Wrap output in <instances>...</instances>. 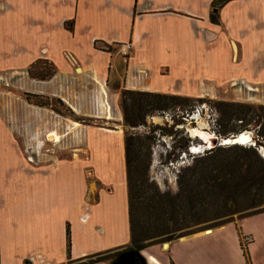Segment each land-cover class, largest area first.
Here are the masks:
<instances>
[{
	"label": "crops",
	"instance_id": "0c3cea01",
	"mask_svg": "<svg viewBox=\"0 0 264 264\" xmlns=\"http://www.w3.org/2000/svg\"><path fill=\"white\" fill-rule=\"evenodd\" d=\"M211 2L0 0V264H80L128 247L119 90L264 105V0L229 1L216 23ZM37 60L49 79L28 76ZM193 120L163 123L203 149ZM239 233L250 264H264V211L140 253L146 264H244Z\"/></svg>",
	"mask_w": 264,
	"mask_h": 264
},
{
	"label": "trees",
	"instance_id": "16d2710c",
	"mask_svg": "<svg viewBox=\"0 0 264 264\" xmlns=\"http://www.w3.org/2000/svg\"><path fill=\"white\" fill-rule=\"evenodd\" d=\"M229 1L232 0H212L210 8L213 12L209 14L211 23H216L217 9ZM27 74L31 79L44 81L53 75V67L46 61L37 60L29 65ZM24 99L37 106H48L61 116L72 117L58 100L33 95H24ZM186 102H192L184 110L187 112L193 109L195 103L209 102L212 105L216 115L214 134L220 137L235 135L252 124L253 146L214 147L202 155H189L185 142L181 141L180 153L190 157L189 163L178 170L175 191L172 194H159L143 186L139 179H133L134 173L146 168L147 160L140 157L146 145L142 144L137 133L128 130L142 125L144 117L152 111L170 108L168 112L172 114L175 105L181 106V103ZM118 107L125 128L123 156L129 244L114 253L111 263L126 251L139 252L146 247L185 236L180 232L190 226L210 221L222 223L225 217L235 213L244 212L242 217H246L264 211V208H259L264 206V160L257 151L259 147L264 148V105L119 90ZM172 127L165 123L155 125L148 130V136L144 139L150 144V135L156 132L159 136L174 138L179 131ZM173 161L176 158L170 162ZM209 210H212V215L203 218ZM221 223L218 226L226 224ZM240 250L244 264H250L246 248L240 247ZM97 260L80 264H92ZM169 264L172 263L169 261Z\"/></svg>",
	"mask_w": 264,
	"mask_h": 264
},
{
	"label": "rangeland",
	"instance_id": "374dc122",
	"mask_svg": "<svg viewBox=\"0 0 264 264\" xmlns=\"http://www.w3.org/2000/svg\"><path fill=\"white\" fill-rule=\"evenodd\" d=\"M192 104V102H186V103H181V106L179 105H175L174 106V110L171 113H169V109L167 108L166 110H162V111H152L149 114H147L144 119H143V124L136 127L135 129H129L128 131L130 132H135L138 134L142 144L146 145V147H144L141 150V155L140 157L143 160H147L146 161V168L142 169V171L140 173H134L133 174V179L134 181H142V185L146 186L148 188H150V190H155L157 191L159 194L162 193H169L172 194L175 189H176V185H175V179H176V175L178 173V170L181 168H184L186 165H188L189 163V159L190 157L186 156V154L184 153H180V149H179V144H182L181 141H184L186 146H187V153L190 155L191 149L197 145H200L199 141L195 138H189L187 135H184V133L182 134L180 132L179 129H175V130H179V134L176 135L174 138L171 137H166V136H159L156 133L151 134V142L150 144H148V141H145V137L148 136V130L157 125V126H161L163 125L164 120L165 121H172V123H184L182 122V120H185L186 118H184V114H192L193 109L196 106H200V104L204 105L201 113L200 114H196L194 116V120L192 122H196L198 124L201 125V129H203L204 132L207 133H215L216 127H213L211 124V115L209 112V108L212 109V105L209 102H203V103H195V106L193 107L192 110H188L184 111L185 109H187L190 105ZM250 105H257V104H250ZM62 111L63 109L60 108ZM179 109V110H178ZM216 116V115H215ZM71 118V117H69ZM213 118V117H212ZM170 121V122H171ZM181 125V124H180ZM185 124H183L182 126H184ZM123 126V124H122ZM179 126V125H177ZM195 125H190L187 126V128L190 127H194ZM124 128V127H123ZM125 130V128H124ZM218 131V128H217ZM183 132V130H182ZM246 132L249 133L251 139L254 138L253 135V129H252V124H249L246 126V128L239 132ZM237 133V134H239ZM235 134V135H237ZM227 137V136H225ZM224 138V137H221ZM181 142V143H180ZM253 142V141H252ZM148 145V148H147ZM238 146V145H237ZM225 147V146H224ZM227 147V146H226ZM240 147H249L247 145L245 146H240ZM201 149V148H200ZM257 151H261L259 152L260 157L264 160V148L259 147L257 148ZM203 153H198L195 155H202ZM194 155V154H192ZM169 156V157H167ZM177 156V157H176ZM263 156V157H262ZM172 158H176V161L170 162L172 160ZM181 162V163H180ZM174 164L177 166L176 168L173 167ZM136 183V182H135ZM135 208V212H136V208L137 205L134 206ZM259 208H264V206H260ZM212 210H209V212L205 213V216H203V218H207L209 216H211ZM244 212L242 213H235L232 215H229L227 217H225L223 220V222L221 224L224 223H235L237 220H239L244 214ZM209 214V215H208ZM215 221H210V222H204V223H199L193 226H190L189 228H186L184 230H182L180 233L183 235H189L192 233H206V230L210 231L211 229H213L214 227L212 226H218V224L220 223H214ZM242 235L239 233L238 237L240 238ZM166 243V242H164ZM161 244H157V245H153L151 246L154 250H157L160 253H164V251L167 249V247L162 250L161 249ZM167 244V243H166ZM149 247H146L145 249H148ZM244 249V248H242ZM114 254H97V255H92L89 257H86L85 261L83 263H87L88 261H94L95 259H99L97 260V262L99 261H107V260H111L113 258ZM90 261V262H91Z\"/></svg>",
	"mask_w": 264,
	"mask_h": 264
},
{
	"label": "water",
	"instance_id": "95a60500",
	"mask_svg": "<svg viewBox=\"0 0 264 264\" xmlns=\"http://www.w3.org/2000/svg\"><path fill=\"white\" fill-rule=\"evenodd\" d=\"M207 133V132H206ZM243 137H247V141H244L245 139H242ZM232 145H238V146H253L252 139L249 135V133L242 132L237 135H229L224 138H217L214 135L210 134L209 138V145L205 146L203 149H199L198 151L192 152V154H198L203 153L204 151H208L214 147H226V146H232ZM261 152V151H259ZM258 152V153H259ZM263 157V156H262ZM208 230H206L207 232ZM167 244L163 243L161 244V249L164 250L166 248ZM142 251V250H141ZM141 251L134 252V251H127L119 255L112 264H146V258L142 257Z\"/></svg>",
	"mask_w": 264,
	"mask_h": 264
},
{
	"label": "built area",
	"instance_id": "2783aa9c",
	"mask_svg": "<svg viewBox=\"0 0 264 264\" xmlns=\"http://www.w3.org/2000/svg\"><path fill=\"white\" fill-rule=\"evenodd\" d=\"M124 49H125V50L128 49L127 45L124 46ZM203 106H204V105H202V104H200V106H196V107L193 109L192 114L190 115V114L185 113V114H184V118H186L187 120H191V119H193V117H194L196 114H200V113H201V110H202ZM209 112H211V113H210V115H211V124H212L213 127H215V118H216L215 113H214V111H213L211 108H209ZM212 117H213V118H212ZM211 135H214V136L217 137V138H221L220 136H218V135H216V134H214V133H211ZM191 155H192V154H191ZM180 163H181V162H180ZM173 167L176 168L177 166L174 164ZM250 242H251V238H250V236H248V235H242L240 238L238 237L239 248H240V247H241V248H246V246H247Z\"/></svg>",
	"mask_w": 264,
	"mask_h": 264
},
{
	"label": "bare ground",
	"instance_id": "6f19581e",
	"mask_svg": "<svg viewBox=\"0 0 264 264\" xmlns=\"http://www.w3.org/2000/svg\"><path fill=\"white\" fill-rule=\"evenodd\" d=\"M198 136L201 137V140L203 141L204 145L207 146L205 143L209 142V138H210V133H206V132H199V134H197ZM247 137H243L242 139H245L244 141H247L246 139ZM200 148H202L201 146H195L192 149L193 152L198 151ZM167 247V246H166ZM147 254V253H146Z\"/></svg>",
	"mask_w": 264,
	"mask_h": 264
},
{
	"label": "flooded vegetation",
	"instance_id": "af4514ba",
	"mask_svg": "<svg viewBox=\"0 0 264 264\" xmlns=\"http://www.w3.org/2000/svg\"><path fill=\"white\" fill-rule=\"evenodd\" d=\"M203 142V141H202ZM207 146L209 145V142L205 143ZM127 252V251H126Z\"/></svg>",
	"mask_w": 264,
	"mask_h": 264
}]
</instances>
